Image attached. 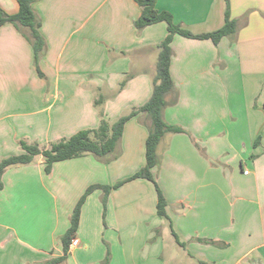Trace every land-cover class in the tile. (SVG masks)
I'll use <instances>...</instances> for the list:
<instances>
[{
	"label": "crops",
	"instance_id": "0c3cea01",
	"mask_svg": "<svg viewBox=\"0 0 264 264\" xmlns=\"http://www.w3.org/2000/svg\"><path fill=\"white\" fill-rule=\"evenodd\" d=\"M229 2L234 34L217 44L174 34L170 43L175 90L163 116L185 131L163 136L152 171L166 215L157 214V191L148 179L112 187L104 218L103 191L96 188L81 206L74 235L80 244L59 264H102L107 251L108 264H264V0ZM212 4L157 0L155 6L201 33L212 31ZM32 6L46 42L38 69L23 31L0 25V158L22 153L21 140L47 148L142 105L167 33L162 21L135 28V0H36ZM0 7L13 14L18 3L0 0ZM233 72L243 97L233 98ZM149 125L145 113L129 118L105 157L56 161L48 173L41 155L6 168L0 264L61 256L60 237L84 191L112 186L144 166Z\"/></svg>",
	"mask_w": 264,
	"mask_h": 264
},
{
	"label": "trees",
	"instance_id": "16d2710c",
	"mask_svg": "<svg viewBox=\"0 0 264 264\" xmlns=\"http://www.w3.org/2000/svg\"><path fill=\"white\" fill-rule=\"evenodd\" d=\"M18 10L16 13H6L0 7V25L4 23L14 24L30 42L34 55V64L38 69V62L46 49V42L40 32V18L33 9V3L36 0H16ZM140 6V14L134 20V26L138 31L144 27L156 22L166 24L167 33L164 39L157 45L158 55L155 64V72L152 77V93L150 97L140 106L130 107V109L112 122L101 119L95 128L81 129L67 138H61L52 142L47 148H40L37 143H27L23 140L19 142L22 153L12 154L0 158V189L3 188L2 175L6 168L17 164L31 163L35 156L41 155L45 163V171L48 173L52 164L56 161L78 157L84 154H92L96 157H105L113 152L117 142L121 138L125 122L139 113H145L150 120L148 135L145 141V164L135 171L130 177L123 179L112 186L93 184L90 185L78 199L72 213L69 216V227L61 235L60 239L63 247V254L57 257H51L36 264H59L68 253V245L71 238L75 235L80 218L81 206L87 195L94 189H102L101 202L103 205V218L105 217L107 196L110 189L118 187L122 183L133 178H145L150 180L157 191L156 211L160 217L166 215V200L160 190L156 177L152 172L160 163V154L158 147L163 136L168 133L185 131L178 125L169 124L163 116V110L169 103L166 96L175 90L174 82L170 75V60L172 48L170 46L174 34H179L191 38H208L217 44L224 36H230L237 30V21L231 16L230 2L225 0L224 22L219 28L193 33L189 29L173 20L172 14L166 10H158L155 6L157 0H135ZM39 74L41 72L39 71ZM124 81L120 83V88ZM103 95H99L94 104L98 105L103 101ZM110 257L107 251L102 264H108Z\"/></svg>",
	"mask_w": 264,
	"mask_h": 264
},
{
	"label": "rangeland",
	"instance_id": "374dc122",
	"mask_svg": "<svg viewBox=\"0 0 264 264\" xmlns=\"http://www.w3.org/2000/svg\"><path fill=\"white\" fill-rule=\"evenodd\" d=\"M194 1L197 0H181V2H185L188 6H192L194 4ZM213 2L212 4V13H211V20L210 23H208V29L207 30H215V28H217L216 26H218V22H220V18L222 16V21L224 22V10H225V0H211ZM249 13V10L246 11V14ZM219 16V17H218ZM223 23H221L222 26ZM187 28V27H185ZM195 28V27H194ZM188 29V28H187ZM197 29V28H195ZM228 38V37H227ZM229 39V38H228ZM230 79L236 84V87L234 88V97L233 98H237L238 96L243 97V95H239V88L237 87L238 81H239V77L237 76L236 73H231L230 75ZM238 95V96H237ZM231 94L228 91V106L229 108L233 109L235 107H233V105H231V103L233 102V99L231 100ZM229 125V124H228Z\"/></svg>",
	"mask_w": 264,
	"mask_h": 264
},
{
	"label": "built area",
	"instance_id": "2783aa9c",
	"mask_svg": "<svg viewBox=\"0 0 264 264\" xmlns=\"http://www.w3.org/2000/svg\"><path fill=\"white\" fill-rule=\"evenodd\" d=\"M80 244L79 239L76 236H73L69 242L68 245V251H71L73 248H75L76 246H78Z\"/></svg>",
	"mask_w": 264,
	"mask_h": 264
}]
</instances>
